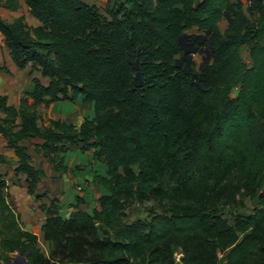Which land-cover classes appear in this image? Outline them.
I'll return each mask as SVG.
<instances>
[{
  "label": "trees",
  "instance_id": "obj_1",
  "mask_svg": "<svg viewBox=\"0 0 264 264\" xmlns=\"http://www.w3.org/2000/svg\"><path fill=\"white\" fill-rule=\"evenodd\" d=\"M4 1L13 12L23 1L40 23L0 16L14 65L48 80L33 78L19 107L0 95V136L15 173L37 201L47 196L37 193L46 172L24 145L32 140L43 142L37 148L57 174L69 171L58 159L67 144L93 151L107 172L94 173L106 193L91 213L80 198L68 217L56 199L39 204L48 256L0 173V264L14 256L25 258L14 264H177V250L181 264H223L220 254L224 264H264V0H248L251 18L241 0H108L104 13L83 0ZM192 28L212 49L197 78L176 58ZM79 98L94 105L93 120L39 124L40 106ZM245 199L257 205L235 214ZM152 200L161 214L127 222L131 205Z\"/></svg>",
  "mask_w": 264,
  "mask_h": 264
},
{
  "label": "rangeland",
  "instance_id": "obj_2",
  "mask_svg": "<svg viewBox=\"0 0 264 264\" xmlns=\"http://www.w3.org/2000/svg\"><path fill=\"white\" fill-rule=\"evenodd\" d=\"M236 1V0H231ZM243 4V9L247 13V16L251 18V14L248 12L249 3L248 0H241ZM101 12L104 13V8H101ZM22 13L26 14L25 7L22 9ZM25 17V16H24ZM26 19V17H25ZM30 27H34L31 24V18L29 16L28 21L26 22ZM40 25V24H39ZM38 25V26H39ZM228 26L227 20L223 19L219 25L221 33H224ZM185 41L183 43V49L184 53L181 55H178L176 58L179 62L183 61V59H186L187 66H184V64H181V67L188 71L191 75H195L194 78H197L202 75L203 71L206 70V68L212 63V49L209 47V37L204 32H199L197 28H192L190 30L185 31ZM241 56L245 63L250 64V57L249 52L246 47H243L241 49ZM25 74V73H23ZM237 90L235 89L231 96L234 98L237 94ZM63 102V101H62ZM57 102L56 104V111H59L63 109V106L65 103ZM70 104L69 102H67ZM66 103V104H67ZM80 112L91 110L92 103L88 102H79L78 103ZM40 114H41V123L43 127L49 126V119L47 115V107L45 106V111H43V106L40 107ZM45 115V116H44ZM78 120V118H76ZM71 123V121H70ZM26 148L28 149L29 153L31 154L33 158V163L36 165V167L44 168L46 171H48V174L46 176V179H44L40 184V192H47L49 193V197L42 198V200L37 201L34 196H31L29 193L26 192L27 188V181L26 177L22 174L15 173V167L17 163V159L14 155V152L8 148L6 140L0 136V173L4 175L8 182V188L5 191V193L8 195V201L12 204V206H15L17 204L18 207H14L16 210L19 208L17 212L20 214V217L22 219V224L24 227L26 225L33 226L35 230L40 235V241H38V247L41 250V252L44 255L50 254V246H48L47 243L44 242L42 237V232L39 230L40 222L43 217V211L39 208L40 203H47L50 204L53 199H56L58 202L61 203V205L64 206L67 204V201L65 203V198L68 195V186L65 184L68 183V181H72L73 183L79 182V180L83 181V184L88 187L90 192L94 193L96 192V195L99 194V188L96 184L90 183V181L86 180V177H89L91 175L90 167L94 169V165L90 163L91 153H82L79 152L78 148L71 145H66V151L63 154H60L58 156V159L63 158L64 162L68 161L69 164L73 165V169L69 175H61L58 176L53 171L52 166L48 159L43 156L41 151L37 148V144L30 142L27 143ZM89 163V165H87ZM76 166H78V169H75ZM98 173H101V168H97ZM86 183H85V182ZM17 187L15 189L14 187ZM78 185L73 187L72 190L78 191L79 193L82 192L77 190ZM25 188V191L22 193L21 189ZM101 189V188H100ZM95 190V191H94ZM26 192V193H25ZM63 198V202L61 198ZM44 199H48L47 201ZM97 202L95 199L90 200L89 204L91 205L90 213L95 208L94 203ZM244 207L237 208L234 210L231 208V210H234V213L237 215H247L249 214L253 208L257 205V202H254L249 199L243 200ZM65 203V205H64ZM89 204H86L85 207L87 208ZM67 206V205H66ZM65 206V208H67ZM84 207V208H85ZM231 210H228L226 213L227 218L232 222V218L230 215ZM65 213V210H63ZM127 222H133L135 220L141 219V220H150L151 217L154 214H161L162 209L160 205L155 201H148L143 204L134 203L127 209ZM181 252L179 250L176 251L175 258L177 261V264H181L180 262ZM220 258L222 260V263L224 264V255L220 254ZM16 259L20 260V257L14 256L13 257V264L15 263Z\"/></svg>",
  "mask_w": 264,
  "mask_h": 264
},
{
  "label": "crops",
  "instance_id": "obj_3",
  "mask_svg": "<svg viewBox=\"0 0 264 264\" xmlns=\"http://www.w3.org/2000/svg\"><path fill=\"white\" fill-rule=\"evenodd\" d=\"M83 1L88 3V4H90V5H92V4L96 5L100 10H101V8L105 9L106 4L108 2V0H83ZM4 2H5L4 0H0V16L4 20L12 21L16 17L25 16L26 17L25 20L27 22L28 18L30 16L31 24L34 27H36V26H38L40 24L39 21L32 16V14L30 12V9L26 6V4L23 1L20 2L19 9L17 11H14V12L7 10L4 7ZM23 7H25L26 14L22 13ZM23 73H25V74H23ZM35 77L40 78L44 84L48 83V80L42 78L41 77V73L38 70L34 69L32 65H29L26 69H23V70L17 68L14 65V63H13V61L11 59L9 50L5 46L4 36L0 33V95H4V96L8 97V104L9 105H13L15 107H19L23 92H25L26 90L31 88L32 79L35 78ZM60 102H62V101H60ZM79 102H83L82 98H79L74 103L69 102L70 104H68L67 101H63L62 103H65V105H67V106H63V109H61L59 111H56V105H57L56 103L57 102L51 104L49 107H47L48 108L47 109L48 119L49 120H61V121L66 122L67 124H73L76 127H79L84 120H93L94 117H95L94 105L92 104V107H91L92 109L91 110L84 111L82 113V112H80L81 110H80L79 105H78ZM42 106H43V111H45V106L44 105H42ZM40 107L38 108L39 113H40V109H41ZM76 118H78V120H76ZM70 121H71V123H70ZM39 124L42 125L41 119H40ZM31 142L36 143V144H42L43 143L41 140H32ZM27 143H30V142L29 141H25L24 145H27ZM75 147L78 148L79 152H81V145L80 144L79 145H75ZM28 153H29V151H28ZM88 153H91V157L92 158L89 161H90V163H92L94 165L93 166L94 169H92L91 167L89 168L90 171H91V175L89 177H86V180L90 181V183L92 185L93 184L92 180H93L94 173L100 174L101 176H106L107 167L103 163L93 159V151L87 152V154ZM48 161H49V159H48ZM64 163H65V165H67L69 167L68 173H66V174H57L53 170L56 173V175H58V176L63 175L64 176V175H69V173H71L72 169L74 168L73 165L69 164L68 161H66ZM87 165H89V163H87ZM35 167H36V165H35ZM36 168L37 169H43L46 172V176L49 175L48 171H46L44 168H41V167H36ZM97 168H101L102 172L101 173L96 172ZM52 169H53V167H52ZM44 179H46V177L43 178L42 181ZM41 182L38 184L37 193L39 195L47 194V196L44 197V198H47V197H49V193L40 192L41 191L40 190L41 189L40 188ZM65 185L68 186V188H69V190H68L69 193L65 197V198H67V200H65V203L67 201V204H66L67 206L64 203V205L67 208H65V206L63 208V205H61V203L59 202L60 206H61V215L63 217H68L70 215V213L74 209L73 206L77 203V199L78 198L82 199V203L80 204V208H82L83 210H85V211L90 213V209L92 207L89 204V202H90V200H93V199H95V201H97V202L94 203L93 207L95 209H98V199L100 198L101 195L106 193L105 188H103V187H101L99 185H97L98 186L97 188H99V194L96 195V192H94V193L92 192L91 193L90 190L88 189V187H86L83 184L82 180H79V182H77V183H73L72 181L69 180L68 183L65 184ZM76 185L79 186V187H77V190H79V191L82 190V192L79 193L78 191L72 190L73 187H75ZM14 188L17 189L16 186ZM24 191H25V188L21 189L22 193ZM27 191L28 190L26 189V192ZM63 198L64 197L61 198L62 202H63ZM44 200L47 201L48 199H44ZM9 203H10V201H9ZM86 204H89L87 208L85 207ZM11 206H12V204H11ZM12 207H18V206H17V204H15V206H12ZM18 209L19 208H17V210ZM63 210H65V213L63 212ZM42 213H43L42 214L43 217H42V220L40 222L39 230H41V227H42V225L45 222V214H44V212H42ZM21 221H22V219H21ZM25 229H27V230L33 232L34 234H36L38 236V241H40V235L35 230V228H33V226L26 225Z\"/></svg>",
  "mask_w": 264,
  "mask_h": 264
},
{
  "label": "water",
  "instance_id": "obj_4",
  "mask_svg": "<svg viewBox=\"0 0 264 264\" xmlns=\"http://www.w3.org/2000/svg\"><path fill=\"white\" fill-rule=\"evenodd\" d=\"M214 36H212L211 40L213 39ZM183 39V37L181 38V40ZM211 46V45H210ZM21 261H19V259H16L15 263H22L25 262V258H20Z\"/></svg>",
  "mask_w": 264,
  "mask_h": 264
}]
</instances>
